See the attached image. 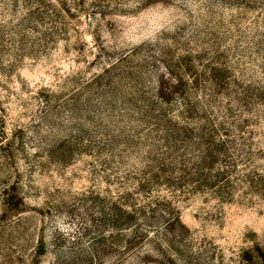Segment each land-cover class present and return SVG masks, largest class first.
I'll list each match as a JSON object with an SVG mask.
<instances>
[{
	"label": "rangeland",
	"instance_id": "obj_1",
	"mask_svg": "<svg viewBox=\"0 0 264 264\" xmlns=\"http://www.w3.org/2000/svg\"><path fill=\"white\" fill-rule=\"evenodd\" d=\"M0 264H264V0H0Z\"/></svg>",
	"mask_w": 264,
	"mask_h": 264
}]
</instances>
